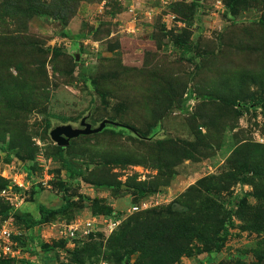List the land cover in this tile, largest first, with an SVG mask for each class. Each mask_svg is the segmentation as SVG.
<instances>
[{
  "label": "rangeland",
  "instance_id": "rangeland-1",
  "mask_svg": "<svg viewBox=\"0 0 264 264\" xmlns=\"http://www.w3.org/2000/svg\"><path fill=\"white\" fill-rule=\"evenodd\" d=\"M42 1L24 25L0 20V264H154L117 238L201 204L193 188L223 207L229 234L220 250L192 241L174 264H258L264 0L236 14L225 0ZM105 120L116 125L66 147L52 138ZM210 177L226 189L199 184ZM41 205L67 208L30 228Z\"/></svg>",
  "mask_w": 264,
  "mask_h": 264
},
{
  "label": "trees",
  "instance_id": "trees-1",
  "mask_svg": "<svg viewBox=\"0 0 264 264\" xmlns=\"http://www.w3.org/2000/svg\"><path fill=\"white\" fill-rule=\"evenodd\" d=\"M225 2L234 14L248 8V0H225ZM55 6L58 7V5ZM59 9V12L58 9L55 12L56 17L61 20L66 19V11ZM47 12L48 9L45 8V3L42 0H11V3L10 0H0L1 21L5 20L6 22L9 17H19V20L24 25L34 15ZM6 42L14 43V39L12 41L6 40ZM260 166L256 163L242 160V158L237 160V167L239 168L250 167L252 170H258ZM227 175L229 179H233L236 176V172L231 171ZM220 179V177H210L209 179H203L199 184L205 187L206 184L202 183L206 181L215 182L218 185H214L213 190L219 192L226 189L225 186L220 185ZM195 189H191L190 193L195 191V193L200 192L197 197L206 196L201 204L198 205V203L191 202V210L183 213H170V221L162 220L164 217L161 215L152 218L147 217L144 221L137 223L135 229L130 233L125 231L122 236H119L117 238L118 246L142 251L143 256L154 264H174L180 259L181 255L185 253L191 254L187 249L190 248V243L194 240L199 241L207 251L220 250L229 234L228 227H226L227 214L223 207L215 199H212L205 189L206 195L204 196H202L204 192L202 193L201 190ZM140 195H145L144 189L141 190ZM66 208L67 206L60 209V211ZM60 211L41 205V219L36 220L30 215L26 219V224L32 228L46 223L51 216ZM106 214L112 215L113 211H109ZM258 264H264L263 254L260 255Z\"/></svg>",
  "mask_w": 264,
  "mask_h": 264
},
{
  "label": "water",
  "instance_id": "water-1",
  "mask_svg": "<svg viewBox=\"0 0 264 264\" xmlns=\"http://www.w3.org/2000/svg\"><path fill=\"white\" fill-rule=\"evenodd\" d=\"M195 1H200V0H195ZM107 124L116 125L115 122L105 120L101 123L98 129H92L91 125H87L86 129L84 130H81V129L73 130L71 126H63L61 128L56 129L52 133V138L60 146L66 147L69 145L70 139L77 138L81 135H90V134L101 132L105 129Z\"/></svg>",
  "mask_w": 264,
  "mask_h": 264
},
{
  "label": "built area",
  "instance_id": "built-area-1",
  "mask_svg": "<svg viewBox=\"0 0 264 264\" xmlns=\"http://www.w3.org/2000/svg\"><path fill=\"white\" fill-rule=\"evenodd\" d=\"M138 209V207L137 208H134V210H137ZM115 216H113L112 218H110V219H107L106 220V226L110 229V230H112V231H114L116 228H117V226L120 224V220H118L117 218H114ZM88 225H90V223L88 224ZM76 228L75 227H70V229H69V231H66L67 233H66V237L67 238H69V239H71V238H73V237H75V232H76ZM0 235L2 236V238L3 239H6V241H7V239L8 238H10V236H11V233H10V231H8L6 228H4L1 232H0ZM71 236V237H70ZM8 242V241H7Z\"/></svg>",
  "mask_w": 264,
  "mask_h": 264
}]
</instances>
